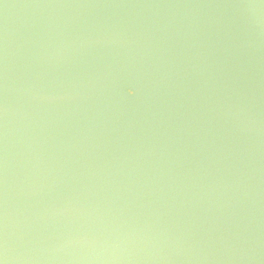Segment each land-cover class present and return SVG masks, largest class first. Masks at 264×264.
<instances>
[{
  "label": "water",
  "instance_id": "water-1",
  "mask_svg": "<svg viewBox=\"0 0 264 264\" xmlns=\"http://www.w3.org/2000/svg\"><path fill=\"white\" fill-rule=\"evenodd\" d=\"M0 264H264V0H0Z\"/></svg>",
  "mask_w": 264,
  "mask_h": 264
},
{
  "label": "snow or ice",
  "instance_id": "snow-or-ice-1",
  "mask_svg": "<svg viewBox=\"0 0 264 264\" xmlns=\"http://www.w3.org/2000/svg\"><path fill=\"white\" fill-rule=\"evenodd\" d=\"M128 92H129V94H134V92H133L131 87L128 89Z\"/></svg>",
  "mask_w": 264,
  "mask_h": 264
}]
</instances>
